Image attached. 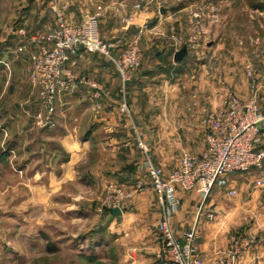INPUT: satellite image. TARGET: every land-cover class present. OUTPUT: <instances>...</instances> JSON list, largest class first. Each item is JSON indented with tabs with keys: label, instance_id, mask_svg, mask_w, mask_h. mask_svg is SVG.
<instances>
[{
	"label": "crops",
	"instance_id": "crops-1",
	"mask_svg": "<svg viewBox=\"0 0 264 264\" xmlns=\"http://www.w3.org/2000/svg\"><path fill=\"white\" fill-rule=\"evenodd\" d=\"M136 1L0 0V22L12 23L8 28L9 33L0 42V70L6 78L10 73L16 76L14 102L18 104V107L15 104L13 111H1L0 119L4 121L3 131L6 135L15 134L14 149L19 154L25 149L23 126L27 124L18 110L22 108L19 106L21 95L18 93H22L23 76L30 70L32 54L38 47L33 37L41 33L34 31L29 22L38 18L37 21L45 24L44 19L47 17L38 14L35 9L39 10L44 5L57 6L69 21L80 22L95 12L99 5L106 6L108 8L102 16L110 19V32L117 33L125 41L129 42L133 38L139 26L148 24L149 30L145 31L141 42L142 51H146L150 44L165 39L163 25L183 7L180 3L168 5L170 0H146L147 3L137 10L133 7ZM215 1L220 8L219 20L207 23L206 58H195V63H192L194 59L191 55L193 61L189 63L196 68V72L190 69L188 74L196 84L206 78L208 81L206 95H199V100L203 97L200 101L197 91L195 96L175 95V85L169 82L174 80L178 84L179 79H184L183 75L187 73H182V69L188 64L185 58L181 62H175L173 58V65L167 66L163 63L167 51L157 49L155 60L151 62L145 58L124 84L115 66L105 61L101 54L85 53L76 65L72 66L68 62V67L101 82L110 93V102L101 98L103 105L97 108L92 90L80 85L76 91L63 96L62 102L64 105L70 104V109L56 114L55 117L60 121L57 129L51 130L36 124L35 114L29 117L32 127L27 130L33 136L29 162H62V179L65 181L74 173L78 163L91 162V156L96 154L93 162L96 168L83 174L86 182L94 185L96 194L103 193L109 182L119 184L127 193L120 203L122 213L114 215L108 210L104 213L106 224L101 228H92L97 232L101 230L102 236L107 239L91 238L84 241L95 247H105L104 243L110 249L115 247L110 260L118 264H168L159 255L162 240L157 224L162 217V209L151 188L148 174L140 168L142 159L137 148L138 138L148 143L154 162L165 171H170L177 165L183 151L198 153L203 149L202 116L221 104L227 89L243 99L256 96L264 113V30L255 35L239 36L237 47L224 49L219 53L221 58H216L220 41L226 39L218 26L224 27L226 24L224 4L230 0ZM123 2L125 7L118 16L117 9ZM192 2L198 3V0ZM262 11V7L254 6L249 15L260 24ZM125 15H132L133 19L124 21L122 17ZM55 18L53 15L52 19ZM19 46L23 50L18 51ZM236 48L240 49L237 54L234 52ZM231 55H234L233 58ZM245 68L250 72L248 75ZM217 71L219 77H216ZM168 72H171L169 78ZM26 79L28 82L27 76ZM25 86L27 95L30 84ZM123 100L130 106L129 115L119 110ZM263 174L264 168L228 175V182L214 189L201 214L200 193L177 187L178 206L171 216L176 236L183 241V232L197 225L195 243L202 258L206 264H218L219 252L229 246L233 234L240 233L254 241L240 258L239 264H264V185L256 184ZM231 188L237 190L235 196L229 194ZM208 213H212L213 217L210 218ZM90 260L102 261L97 257H91Z\"/></svg>",
	"mask_w": 264,
	"mask_h": 264
},
{
	"label": "rangeland",
	"instance_id": "rangeland-1",
	"mask_svg": "<svg viewBox=\"0 0 264 264\" xmlns=\"http://www.w3.org/2000/svg\"><path fill=\"white\" fill-rule=\"evenodd\" d=\"M209 2L216 1L198 0V3H196L192 2V0H170L168 5H179L180 3L183 8L176 15L170 17L171 19L166 20L167 23L163 25L166 32L163 35L165 39L163 38L161 42L150 44L149 49H146V51H142L141 48L140 54L142 64L145 58L154 61L155 51L163 49L167 51V54L164 55L165 60L163 63L167 66H172L173 53L182 48L183 45H187L188 54L185 56V60L188 64L182 69V73L187 74L183 75L184 79L178 80V84L174 80L169 82L175 85L173 90L175 95H188L189 97L190 94H193L195 96L197 91L198 101L206 95L209 85L207 78L202 82L199 81L198 84L195 83V80L188 74L190 69L196 72V68L189 63L193 61L192 59H194L192 63H195V58L198 57L206 58L204 50L208 49V40L205 37L208 32V24H204L205 32L199 35L200 37L196 36L198 34L195 32L198 27L193 22L192 13L197 8L206 11ZM122 4L125 3L123 2ZM225 4L224 14H226V17L224 16V18L226 19V24L224 27L219 25L218 29L223 32L226 39H222V42L220 41L218 54L215 55L218 59L221 58L219 53H222L224 49L230 48L232 50L234 49L233 47L239 45V36L255 35L264 30V0H230L227 3L228 5ZM254 6H261L263 9L259 20L261 26L253 16L249 15L250 10ZM35 10L38 11V14L47 16L46 18L44 17L45 24L37 21L38 18L29 22V26L34 31H41V33L57 26L58 12L70 24L81 22L69 21L62 9L57 6L47 7V5H44L39 10L38 8ZM53 15L56 17L55 20L52 19ZM101 17L103 19L102 21L100 18L99 21L101 37L104 39H119V48L126 47L131 40L129 42L125 41L117 33L116 35L113 32L111 33L109 29L110 19L108 16L106 18L105 16ZM10 25L12 23L0 22V42L9 33L8 28ZM243 47H245V43ZM238 50L240 49L236 48L234 52L237 54ZM84 55L85 53L81 57L75 55L68 62L74 66ZM231 56L233 58L234 55ZM102 58L111 62L103 55ZM74 60L75 62L72 63ZM237 60H239L238 57ZM68 62L65 63L63 70L60 72L61 79H68L70 73L78 77L85 75L69 68ZM244 70L247 75L250 73L246 68ZM216 73V77H219L220 73L218 71ZM5 76L0 70V113L5 109L13 111L16 108V103L14 102L16 76L13 73L8 74L7 78ZM167 77H171V72L167 73ZM23 78L22 93H18V95H21L19 106H22L18 110L25 117L24 123L27 124L23 126V129H25L23 135V147L25 149L23 153L19 154L14 149L15 134L6 135L3 131L4 121L0 119V264H118L116 261L110 260L115 247L110 249L107 247V243H104L105 247L87 245L88 241L84 243L86 239L91 238L97 240L102 238L103 241L107 239L102 236L101 230L97 232L95 229L92 230V228H101L106 224L104 213L110 210L106 199L112 202L110 190L115 187L121 189L119 184L109 182L106 183L103 193L99 194L97 192L96 194L94 185L86 182V177L83 174L96 168L93 162L97 155L91 156V162L78 163L75 166L74 173L70 177L68 176L65 181L62 179V162H29L33 137L31 132L27 130L32 127L29 117L31 114L32 116L35 114L36 124L47 126L51 130L57 129L60 121L55 117L57 116L56 114H60L64 109H70V104L64 105V102H62L63 96L76 91L79 86L72 91H64L57 94L55 101H53L52 119L54 125L48 126L47 124L43 125L37 117L39 113L46 114V110L43 107V100L46 99V96L43 94L45 89L42 86L45 83L37 82L31 76L30 70L25 72ZM215 82L218 81L216 80ZM28 84H30L31 88L29 87L30 92L26 95L25 89L27 87L25 85ZM199 95L203 96L200 100ZM196 104L198 105L199 103ZM16 105L18 107V104ZM137 148L143 160L138 140ZM184 152L186 151H183L182 154ZM81 172L82 174H80ZM96 214L99 215L96 216ZM89 256L101 258L102 261L95 262L90 260L91 257Z\"/></svg>",
	"mask_w": 264,
	"mask_h": 264
},
{
	"label": "built area",
	"instance_id": "built-area-1",
	"mask_svg": "<svg viewBox=\"0 0 264 264\" xmlns=\"http://www.w3.org/2000/svg\"><path fill=\"white\" fill-rule=\"evenodd\" d=\"M146 0H137L133 7L141 9ZM206 11L195 9L193 22L198 29V37L205 32V23L219 20L220 8L217 3L209 2ZM125 4L119 6L117 15L122 14ZM108 7L99 5L95 12L88 14L80 23L70 24L58 12L57 26L51 30L37 34L33 42L37 50L32 54L31 76L44 87L43 107L46 114L37 115L43 125L53 126V101L58 93L72 91L77 86H88L96 99V107L101 108V98L110 102V93L103 84L88 76L68 75V79L60 78L63 66L73 56L83 53H97L108 58L115 66L122 82L131 79L132 71L141 64V40L147 23L139 26L137 32L126 47L119 48V39H104L99 31V21ZM124 21L133 19L132 15L123 16ZM23 50L22 46L17 48ZM75 60L72 62L74 63ZM120 112L129 115L130 106L126 100L119 104ZM42 120V121H41ZM204 147L198 153L184 152L177 165L170 171L157 165L150 147L143 139L138 138V146L143 154L140 168L145 171L151 182L158 205L162 209V217L157 224L161 236L160 258L168 264H206L195 243L197 225L183 232V241L175 234L171 224V216L178 206L176 188L196 190L202 197L199 214L210 194L218 186L225 185L227 176L264 168V113L256 96L241 98L231 90H227L221 104L202 116ZM256 184L264 185V174L256 180ZM108 199L109 209L120 207L127 196L121 189L113 188ZM237 190L231 188L229 194L235 196ZM121 208V207H120ZM101 210V209H100ZM210 218L212 213H208ZM252 238L235 233L230 238L229 246L219 252L218 264H239V260L253 243Z\"/></svg>",
	"mask_w": 264,
	"mask_h": 264
},
{
	"label": "water",
	"instance_id": "water-1",
	"mask_svg": "<svg viewBox=\"0 0 264 264\" xmlns=\"http://www.w3.org/2000/svg\"><path fill=\"white\" fill-rule=\"evenodd\" d=\"M163 11V10H162ZM188 54V46L187 45H183L182 48L178 49L175 51L174 53V61L175 62H181L183 61V59L185 58V56ZM110 211L114 214H121L122 213V209L120 207H113L110 209Z\"/></svg>",
	"mask_w": 264,
	"mask_h": 264
},
{
	"label": "trees",
	"instance_id": "trees-1",
	"mask_svg": "<svg viewBox=\"0 0 264 264\" xmlns=\"http://www.w3.org/2000/svg\"><path fill=\"white\" fill-rule=\"evenodd\" d=\"M261 7V6H260ZM184 60V59H183Z\"/></svg>",
	"mask_w": 264,
	"mask_h": 264
}]
</instances>
